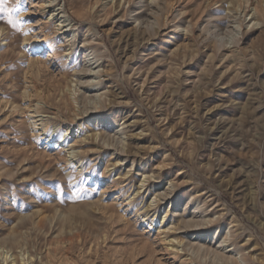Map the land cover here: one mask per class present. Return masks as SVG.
<instances>
[{"label":"rangeland","instance_id":"374dc122","mask_svg":"<svg viewBox=\"0 0 264 264\" xmlns=\"http://www.w3.org/2000/svg\"><path fill=\"white\" fill-rule=\"evenodd\" d=\"M47 1L0 3V264H264V0Z\"/></svg>","mask_w":264,"mask_h":264},{"label":"bare ground","instance_id":"6f19581e","mask_svg":"<svg viewBox=\"0 0 264 264\" xmlns=\"http://www.w3.org/2000/svg\"><path fill=\"white\" fill-rule=\"evenodd\" d=\"M48 2V8H49V6H52L55 2H56V0H48L47 1ZM59 7V6H58ZM51 8H54V6L53 7H51ZM57 11H59L57 14H56V17L57 16H59L60 14H64V11L62 10V8L61 7H59L58 9H55V10H53L49 15H51V17L53 16V13L55 14ZM61 15V17H59L58 19L59 20H61V21H59L60 22V24H63V23H66L67 22V18H65V16L63 17ZM65 26H68V25H64V26H62V28H64ZM0 32L2 33L3 32V29L2 28H0ZM89 55V54H88ZM95 65V64H94ZM91 73V72H90ZM36 108V107H35ZM38 108V107H37ZM34 109V108H33ZM32 112V111H31ZM34 113L33 114H35V115H37V117H38V111L37 110H34L33 111ZM40 112V111H39ZM35 115H33V116H35ZM34 121V120H33ZM46 122V121H45ZM36 123H38V124H36ZM34 125H36L35 127H40L39 129L40 130H42V131H46V125H45V123L40 119V120H37V121H35V124ZM122 127V126H121ZM153 178V177H152ZM144 181V180H143ZM20 254V253H19ZM3 256V255H2ZM4 257V256H3ZM8 257V256H7ZM10 257H12V255H10ZM5 258V257H4ZM9 260H11V258L9 259ZM21 261V260H20ZM9 264H20L19 262H18V260H17V257H13L12 258V260L11 261H9L8 262ZM29 264V263H28Z\"/></svg>","mask_w":264,"mask_h":264},{"label":"snow or ice","instance_id":"6c2138e0","mask_svg":"<svg viewBox=\"0 0 264 264\" xmlns=\"http://www.w3.org/2000/svg\"><path fill=\"white\" fill-rule=\"evenodd\" d=\"M0 3H2V0H0ZM9 11H11V10H9V9L3 7V6H0V12H9ZM8 22H9L10 24H14V22H13L11 19H9Z\"/></svg>","mask_w":264,"mask_h":264}]
</instances>
